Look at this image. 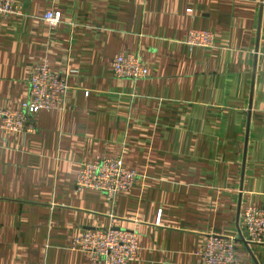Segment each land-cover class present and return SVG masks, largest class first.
<instances>
[{"label":"crops","instance_id":"crops-1","mask_svg":"<svg viewBox=\"0 0 264 264\" xmlns=\"http://www.w3.org/2000/svg\"><path fill=\"white\" fill-rule=\"evenodd\" d=\"M17 2L0 17V111L20 107L40 61L70 87L61 109L28 117L32 132L0 129V264H101L72 243L111 223L137 235L128 264H200L209 234L264 264L241 219L264 209V0ZM48 9L64 22L50 27ZM191 29L215 47L186 45ZM123 51L146 77L113 75ZM101 156L137 174L113 200L75 185Z\"/></svg>","mask_w":264,"mask_h":264},{"label":"built area","instance_id":"built-area-1","mask_svg":"<svg viewBox=\"0 0 264 264\" xmlns=\"http://www.w3.org/2000/svg\"><path fill=\"white\" fill-rule=\"evenodd\" d=\"M21 14L17 0H0V17ZM43 20L56 27L63 23L58 9H48ZM215 33L191 29L185 40L189 47L211 51L215 47ZM113 75L138 80L148 75V67L131 51L117 53L111 63ZM69 73H74L70 71ZM67 76L51 70L46 61L36 63L28 79L27 96L15 110L0 111V129L6 133L32 132L28 117L41 110L61 109L69 89ZM137 181V174L123 165L119 158L101 156L81 165L75 178L77 189L104 194L110 200L129 191ZM244 238L249 243L264 245V209L247 207L241 215ZM72 248L85 251L91 260L101 264H128L136 259L139 243L133 231L122 230L113 223L105 228L89 229L73 240ZM200 264H251L237 257L236 237L209 234L199 251Z\"/></svg>","mask_w":264,"mask_h":264},{"label":"water","instance_id":"water-1","mask_svg":"<svg viewBox=\"0 0 264 264\" xmlns=\"http://www.w3.org/2000/svg\"><path fill=\"white\" fill-rule=\"evenodd\" d=\"M244 241V240H243ZM244 243H246L245 241H244Z\"/></svg>","mask_w":264,"mask_h":264},{"label":"rangeland","instance_id":"rangeland-1","mask_svg":"<svg viewBox=\"0 0 264 264\" xmlns=\"http://www.w3.org/2000/svg\"><path fill=\"white\" fill-rule=\"evenodd\" d=\"M247 243H249V242H247Z\"/></svg>","mask_w":264,"mask_h":264}]
</instances>
